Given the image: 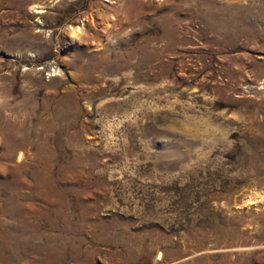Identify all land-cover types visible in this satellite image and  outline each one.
Masks as SVG:
<instances>
[{
  "label": "rangeland",
  "instance_id": "obj_1",
  "mask_svg": "<svg viewBox=\"0 0 264 264\" xmlns=\"http://www.w3.org/2000/svg\"><path fill=\"white\" fill-rule=\"evenodd\" d=\"M262 16L0 0V264H264Z\"/></svg>",
  "mask_w": 264,
  "mask_h": 264
},
{
  "label": "bare ground",
  "instance_id": "obj_2",
  "mask_svg": "<svg viewBox=\"0 0 264 264\" xmlns=\"http://www.w3.org/2000/svg\"><path fill=\"white\" fill-rule=\"evenodd\" d=\"M262 4V3H261ZM260 4V5H261ZM262 6V5H261ZM259 8V7H258ZM249 10H251V9H249ZM256 11V10H255ZM248 12V11H247ZM262 17H264V16H262ZM239 21V20H238ZM74 32L76 33V34H80L81 32H82V28L80 27V26H75V28H74ZM76 36H78V35H76ZM2 83V82H1ZM0 88H2V87H0ZM1 90V89H0ZM2 92H3V90H1ZM1 91H0V93H1ZM2 94V93H1ZM1 96V95H0ZM71 99L72 98H67L66 100L64 99L63 101H61V105H59V109H62V111L64 110V107H65V105L67 104V103H69V104H72V101H71ZM1 100V99H0ZM9 115V114H8ZM1 117V116H0ZM7 117V116H6ZM9 124H10V122H9V120H7V119H5V118H2V120H0V126H1V128L2 129H4V131H5V128L6 127H8L9 126ZM7 130V129H6ZM4 134V133H3ZM2 142V141H1ZM23 157V156H22ZM261 157V156H260ZM20 160V159H19ZM257 162V161H256ZM259 162V161H258ZM262 162V161H261ZM263 167V166H262ZM252 168V167H251ZM252 170H253V168H252ZM255 171V170H254ZM258 171V170H257ZM253 172H251V174H252Z\"/></svg>",
  "mask_w": 264,
  "mask_h": 264
}]
</instances>
